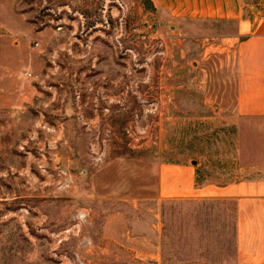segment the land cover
I'll list each match as a JSON object with an SVG mask.
<instances>
[{"label": "rangeland", "instance_id": "1", "mask_svg": "<svg viewBox=\"0 0 264 264\" xmlns=\"http://www.w3.org/2000/svg\"><path fill=\"white\" fill-rule=\"evenodd\" d=\"M228 35L149 0H0V264H237L233 201L173 196L179 167L252 171Z\"/></svg>", "mask_w": 264, "mask_h": 264}, {"label": "crops", "instance_id": "2", "mask_svg": "<svg viewBox=\"0 0 264 264\" xmlns=\"http://www.w3.org/2000/svg\"><path fill=\"white\" fill-rule=\"evenodd\" d=\"M149 2L179 24H220L232 44L237 43L233 52L238 75L233 82H254L257 96L251 118L239 127L242 150L253 154L252 171L247 179L233 183L195 187L189 170L179 167L185 177L173 183V196L233 201L237 264H264V0Z\"/></svg>", "mask_w": 264, "mask_h": 264}]
</instances>
